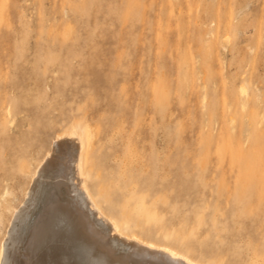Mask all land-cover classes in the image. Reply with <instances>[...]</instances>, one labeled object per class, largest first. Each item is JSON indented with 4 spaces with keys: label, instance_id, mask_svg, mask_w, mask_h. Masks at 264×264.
<instances>
[{
    "label": "rangeland",
    "instance_id": "1",
    "mask_svg": "<svg viewBox=\"0 0 264 264\" xmlns=\"http://www.w3.org/2000/svg\"><path fill=\"white\" fill-rule=\"evenodd\" d=\"M74 124L107 213L149 210L207 263L264 264V0H0V253Z\"/></svg>",
    "mask_w": 264,
    "mask_h": 264
},
{
    "label": "bare ground",
    "instance_id": "2",
    "mask_svg": "<svg viewBox=\"0 0 264 264\" xmlns=\"http://www.w3.org/2000/svg\"><path fill=\"white\" fill-rule=\"evenodd\" d=\"M53 142L14 209L0 264L8 262L7 250H15L22 264H216L167 243L166 238L179 242L184 238L164 225L150 226L154 218L149 210L142 218L122 209L123 221L106 212L87 182L86 129L74 124ZM130 223L164 240L131 230L126 226ZM119 240L128 250L119 248Z\"/></svg>",
    "mask_w": 264,
    "mask_h": 264
}]
</instances>
